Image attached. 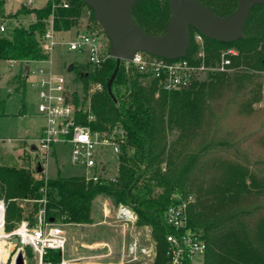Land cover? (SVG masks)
Here are the masks:
<instances>
[{"label":"trees","instance_id":"16d2710c","mask_svg":"<svg viewBox=\"0 0 264 264\" xmlns=\"http://www.w3.org/2000/svg\"><path fill=\"white\" fill-rule=\"evenodd\" d=\"M197 1L219 16L228 15L237 5V0ZM4 6L5 0H0L3 18L29 13L35 17L27 24H9L0 32V62L15 60L22 65L45 58L39 39L50 16L55 31H67L76 26L82 7L88 5L83 0H48L41 7L20 5L7 17ZM131 8L135 24L146 33L165 31L168 0H138ZM249 12L244 37L238 40L221 43L202 35L206 65H217L225 48L234 47L237 54L230 56L227 70L207 71L188 88L162 90L155 80L126 70L120 62L111 96L106 86L116 67L113 57L93 71L86 65L76 68L75 77L84 87L72 91L80 108L77 121L92 129L120 125L125 131L117 176L93 181L76 175H35L27 169L28 157L0 146L4 230L23 218L33 223L42 200L47 217L63 227L89 223L93 199L104 194L115 204L130 206L137 214V225H148L155 240L153 262L125 264H168L166 235L177 230L166 223L164 212L183 202L186 228L200 233L206 242L199 264H264V3ZM92 23L88 24L100 26L95 17ZM194 31L190 26L184 57L195 63L201 59ZM105 48L109 50L108 45ZM26 77L19 71L12 77L17 82L14 88L23 95ZM95 82L104 89L89 92ZM6 102L0 92V118ZM88 113L95 121L88 122ZM23 201L31 203L24 206ZM50 257L58 261L59 251H51Z\"/></svg>","mask_w":264,"mask_h":264},{"label":"built area","instance_id":"2783aa9c","mask_svg":"<svg viewBox=\"0 0 264 264\" xmlns=\"http://www.w3.org/2000/svg\"><path fill=\"white\" fill-rule=\"evenodd\" d=\"M33 0H25V4H31ZM62 5L67 6L63 1ZM9 20L0 16V32L8 27ZM48 27L39 39L42 53L45 55L43 61H50L51 53L59 43L67 45L69 50H74L85 55L84 63L95 70L102 66L104 61L112 57L109 50H106L100 39L101 26L86 24L85 29L76 32L69 40H58L53 28L52 16L47 20ZM193 39L199 44L200 50L197 57L199 62H193L188 58H166L150 54L145 51H136L131 59H121L126 70L136 71L148 79L157 82L162 90L182 89L196 79L202 78L207 71H224L230 64V56L236 55L234 47H228L221 51L220 61L217 65H206L203 59V36L194 31ZM51 54V55H49ZM49 56V57H48ZM39 60V61H42ZM17 62L15 60H9ZM30 71V69L28 68ZM28 71V73H29ZM27 73V74H28ZM35 86L37 89L38 104L37 110L43 118V125L40 135L28 137L27 147L34 144L46 173L47 159L55 152L53 146L57 144L67 145L71 165L83 168L82 176L86 180L96 181L107 170L108 162H119L121 144L125 140V131L120 125H114L106 129H92L88 124L77 121V111L72 98V89L63 80L62 75H57L51 66H39L33 71ZM103 88L100 82H95L89 88V92L101 91ZM86 111L85 108L83 112ZM87 120L95 121L92 113L87 114ZM7 140L10 138L7 137ZM34 157V156H33ZM34 162L31 160V169L34 173ZM38 175L37 173H34ZM47 177V176H44ZM114 178V177H113ZM44 203V200H42ZM0 210L2 215V228L4 227L5 203L0 199ZM103 222L107 225L122 229L123 237L118 247L109 241L94 242V249L104 250L97 253L94 264H125L127 262L150 263L154 260L156 250L154 244L146 243L141 237L137 225V214L128 205L123 203H109L105 201L102 208ZM37 222L30 223L26 219L19 220L15 227L8 232L4 231L1 238L6 242L7 250L0 257L3 264H17L18 252L22 254V264H27L26 248L30 250L31 257L36 264H82L73 260L63 258V251L66 249L67 236L63 225L57 221H50L42 206L34 218ZM114 218L108 221V218ZM166 223L174 227L177 233H169L166 240L169 248L166 252L168 264H199L205 249L206 242L201 234L186 228L185 203L170 205L164 212ZM134 233L133 236H129ZM128 235V236H126ZM127 237V238H126ZM15 238V241L13 240ZM51 251H59L60 258L53 261L50 257ZM104 259V260H101Z\"/></svg>","mask_w":264,"mask_h":264},{"label":"rangeland","instance_id":"374dc122","mask_svg":"<svg viewBox=\"0 0 264 264\" xmlns=\"http://www.w3.org/2000/svg\"><path fill=\"white\" fill-rule=\"evenodd\" d=\"M46 1L48 0H33L31 4L28 5L24 3L25 0H5L4 16L7 17L8 14L13 13L20 5H26L29 8L41 7L45 6ZM92 17H94V12L92 15L88 6H83L81 10V16L78 19L76 26L67 31H57L56 38H59L58 40L60 41L72 39L76 32L85 29L86 24L92 23ZM34 18V14L29 13L27 15H19L16 18L8 17L7 20H9V24H27V22H32ZM100 39L104 47L107 45L110 46V41L103 31L100 34ZM51 54H49L51 55L50 61L42 60L29 62L30 71L24 69L25 63L21 65L19 62H12L10 64L9 60H2L0 62V92L2 95H4L7 101L5 105V113L2 118H0V146L16 156H25L26 158L28 157L29 164L27 169L30 171H32L31 160L33 159L34 152H31L28 149L27 138L40 135V130L37 131V129L38 127H41L40 125L42 124V116L37 110V104L39 102L33 71L39 66H44L47 68L51 66L57 75L63 76V80L68 84L69 87H71L72 90H76L78 92H81L82 88L84 87H82V82L75 77L76 68H82L81 65H86L85 68L91 71V67L84 63L85 55L79 54L74 50H69L65 44H57ZM71 63L73 66H75V69L72 70V66L71 70H68V66ZM18 71L22 76L27 74L29 71L27 77L25 78L24 95L21 93V91H18L14 88L17 82L12 81V77ZM22 102H24L25 106L24 116L17 115V113H21L20 110L22 108ZM26 131L28 134H30V136H26ZM7 137L10 138V140H7ZM53 150L55 152H53V154L47 159L46 173H43V176L54 177L58 175V173L59 175L82 176L81 174L83 172V168L71 165L68 155V152L70 151L67 145H54ZM163 164L164 163H162V166H164ZM118 165L119 162H108L107 170L101 176L107 179L117 176L119 170ZM105 201L115 204L111 197L104 194L97 195L93 199L91 205V214L93 218L91 222L82 225H64V229L67 232L66 249L63 251L64 259L73 260L82 264H94V261L97 259L94 257L91 258V255L100 252L102 253L104 250L99 248L93 249L90 247V245L96 241H112L114 239L113 237L116 235V227L107 225L106 222L102 221V208ZM22 203L25 206L26 203L31 202L23 201ZM41 203L43 206L42 201ZM23 219L28 220V218ZM113 220L114 218H108V221ZM18 221L14 223L13 228ZM138 229L145 242L149 243L150 241L155 247V240L152 237L151 228L148 225H141ZM0 230H2V232H8L7 230H4V227L0 228ZM5 244L6 242L3 240L2 246L4 248L2 249L1 255L7 250ZM26 261L27 264H36L35 260L31 257V253L28 248H26ZM0 264L3 263L1 262ZM7 264H10V262Z\"/></svg>","mask_w":264,"mask_h":264},{"label":"water","instance_id":"95a60500","mask_svg":"<svg viewBox=\"0 0 264 264\" xmlns=\"http://www.w3.org/2000/svg\"><path fill=\"white\" fill-rule=\"evenodd\" d=\"M94 12L104 34L110 41L109 55L116 61V67L107 81V91L112 96L111 84L121 59H131L136 51L166 58L183 57L189 44V27L202 35L217 41L229 43L244 37L243 27L250 9L264 0H237L236 8L225 16H219L197 0H168L169 19L161 34L146 33L135 24L131 7L138 0H83ZM72 63L68 70H71ZM28 70V65L25 67ZM36 151L34 144L29 147ZM34 173H41L44 166L38 155H34ZM53 221V217L49 218ZM37 222V218H34ZM15 241V238H13ZM17 264H22L18 252Z\"/></svg>","mask_w":264,"mask_h":264},{"label":"crops","instance_id":"0c3cea01","mask_svg":"<svg viewBox=\"0 0 264 264\" xmlns=\"http://www.w3.org/2000/svg\"><path fill=\"white\" fill-rule=\"evenodd\" d=\"M59 32V31H58ZM31 62V61H30ZM28 65V68H30V66H29V62H27V63H25V65H24V69H26L25 67ZM26 76H27V74H26ZM20 112L21 113H17V115H22V116H24L25 115V108H21V110H20ZM43 118H42V124L40 125V126H42L43 125ZM41 129V127H38V129H37V131H39ZM40 132V131H39ZM26 133V136H30V134H28V132L26 131L25 132ZM24 133V134H25ZM59 174V173H58ZM61 176H71V175H61ZM93 217V216H92ZM116 230V232H115V234L116 235H114V239L112 240V241H109L111 244H113L115 247H118L119 246V243H120V241H121V239H122V237H123V232H122V229H120V228H116L115 229ZM113 234V233H112ZM134 235V233H131L129 236H133ZM126 236H128V235H126ZM128 236V237H129ZM127 238V237H126ZM90 247L91 248H93L94 249V242L90 245ZM94 255L95 254H93V255H91V258L92 257H94Z\"/></svg>","mask_w":264,"mask_h":264},{"label":"bare ground","instance_id":"6f19581e","mask_svg":"<svg viewBox=\"0 0 264 264\" xmlns=\"http://www.w3.org/2000/svg\"><path fill=\"white\" fill-rule=\"evenodd\" d=\"M2 215L3 214H1V210H0V228H2ZM2 235H4V231L2 232V230H0V257H1L2 249L4 248L2 246V244H3V239L1 238Z\"/></svg>","mask_w":264,"mask_h":264}]
</instances>
